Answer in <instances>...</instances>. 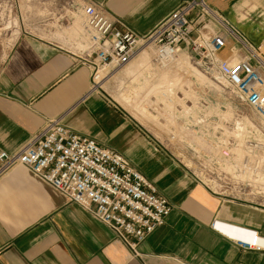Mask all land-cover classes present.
<instances>
[{
	"label": "crops",
	"instance_id": "1",
	"mask_svg": "<svg viewBox=\"0 0 264 264\" xmlns=\"http://www.w3.org/2000/svg\"><path fill=\"white\" fill-rule=\"evenodd\" d=\"M73 2L102 4L112 18L145 36L183 0ZM208 2L257 47L264 41L257 0ZM79 26L66 32L78 34ZM13 32L17 40L4 60L0 40V151L19 150L48 119L62 116L73 132L123 154L172 210L135 254L108 225L15 166L0 178V264H264V249L238 244L247 246L238 238L252 234L264 244V197L249 190L213 193L195 181L172 156L173 148H162L111 92L91 90L92 68L81 50L86 45L75 51L63 46L66 38L28 32L17 38L19 30Z\"/></svg>",
	"mask_w": 264,
	"mask_h": 264
},
{
	"label": "built area",
	"instance_id": "2",
	"mask_svg": "<svg viewBox=\"0 0 264 264\" xmlns=\"http://www.w3.org/2000/svg\"><path fill=\"white\" fill-rule=\"evenodd\" d=\"M82 17L88 44L84 63L92 68L91 90L103 89L99 83L103 71L112 74L127 66L141 47L152 46L161 65L186 52L206 76L229 88L249 107L261 128L248 118L262 132V139L239 128L246 116L227 118L221 113L207 114L206 109L198 113V104L186 100L189 113L178 105L185 114L177 112V124L171 127L175 143L167 139L173 151L164 144L162 148L169 149L195 181L213 193L249 190L264 197V53L244 32L208 0H183L145 36L112 18L102 4H84ZM188 134L202 141V146L191 148L202 156L201 162L195 161L194 152L186 163L176 156L185 148L189 154L183 141L178 142ZM15 166L27 168L108 225L135 254L172 210L169 200L123 154L73 132L62 116L48 119L19 150L0 151V178ZM238 239L247 242V246L238 242L243 248L264 249L257 234Z\"/></svg>",
	"mask_w": 264,
	"mask_h": 264
},
{
	"label": "rangeland",
	"instance_id": "3",
	"mask_svg": "<svg viewBox=\"0 0 264 264\" xmlns=\"http://www.w3.org/2000/svg\"><path fill=\"white\" fill-rule=\"evenodd\" d=\"M83 5L78 7L73 0H0V40L2 46V59H5L6 54L17 40L14 38L13 31L15 29L19 30L17 38H19L21 34L28 32L39 35L47 40L66 38L63 46L74 48L75 51L80 49V44L86 45L87 47V33L84 30V21L82 17ZM256 5L262 6L261 12L258 10V15L261 19H264L263 1L257 0ZM15 22H18V24H14ZM75 23H80L81 25L79 26V33L69 34L66 32L69 31L67 28L73 26ZM237 23L241 24L244 22ZM70 39L75 41L72 42ZM259 45L261 46H259L261 52L264 53V41L259 43ZM86 47L81 50H85ZM147 50L151 53L154 66H162L155 60L153 47H147ZM182 53L184 52H181V54ZM137 59H139V57H135L130 63H135ZM189 60L190 66L179 72L172 70L171 78H182L183 81L182 88L175 91L176 99L174 106L177 112L185 114L183 110L179 111L181 108L178 105L181 104L182 109L185 107L184 109L189 113L190 108L186 104L187 100L188 102L198 104V110H196L198 113L206 109L205 112L207 114L218 115L221 113L227 118H232L238 114L244 115L246 116L244 122L241 124L239 123V127L247 121L253 125L254 123L258 124L260 127V122L257 120L252 110L242 105L237 96L229 88L223 87L222 85L220 86L214 79L206 76L190 56ZM127 66L114 71L110 74L112 75L111 78H109V75L103 84L100 81L99 83L102 85L103 89L111 92L119 102H122L125 109L139 121L145 130L158 137L167 147H171L167 144V139H171L170 134L173 130H171V127L176 126L177 122H175V119L178 113L172 115V112L168 109L169 103L164 99V96H159L156 90H152L153 85L146 87V84H142L143 79L141 78L143 76L139 75L136 77L134 74L126 73ZM191 69H196L198 72L191 71ZM147 77L150 76L148 75ZM214 85H216V87ZM118 94L122 96H118ZM130 104L131 106H129ZM137 109L141 110L143 113H141V111L138 112ZM195 114L196 112L194 115ZM191 136L192 135L188 134L183 138L180 136V139H178V142L182 140V145L186 146L190 151L189 154H187V149L185 148L183 152H176V156L184 163L187 162L188 157L192 158L191 155L194 150L191 148H196V146L193 145L202 144V141H200L198 137H196V140ZM171 141L175 143V140L171 139ZM195 155L197 156L195 157V161L201 162L202 156L199 153H195Z\"/></svg>",
	"mask_w": 264,
	"mask_h": 264
},
{
	"label": "bare ground",
	"instance_id": "4",
	"mask_svg": "<svg viewBox=\"0 0 264 264\" xmlns=\"http://www.w3.org/2000/svg\"><path fill=\"white\" fill-rule=\"evenodd\" d=\"M136 57H139V59H137L135 63L128 64L126 68V73L134 74V76L136 77L139 75L143 76L141 78L143 79L142 84H146V87L147 86L150 87L149 85L151 86L153 85L152 90H156L159 93V96L162 95L165 97L164 99H166V101L169 103L168 104L169 111L172 112V115H175V113H177L175 106H174L175 99H176L175 91L182 88L183 81H182V78H171L172 70H176L179 72L180 70H183L184 68L190 66L189 55L185 52L182 54L180 53L178 56H176L172 60H169V61L163 60L164 64L159 67L154 66V63H152L151 53L150 51L147 50V47H144V46L141 47ZM191 71L198 72L196 69H191ZM148 75L150 77H147ZM108 76L109 74L106 71H103L101 73V77L99 81L103 84V82L106 80V78H108ZM214 86L216 87V85ZM118 96H122V95H118ZM179 104H180V101H179ZM129 106H131V104ZM139 111L141 110H138V112ZM170 112L169 114L171 115ZM141 113L143 112L141 111ZM239 128L246 129L250 137L259 138V139L263 138L262 132L249 121H247L245 124L240 125Z\"/></svg>",
	"mask_w": 264,
	"mask_h": 264
}]
</instances>
